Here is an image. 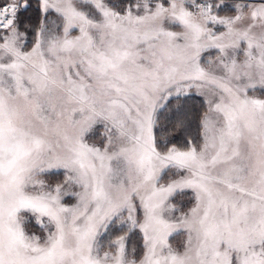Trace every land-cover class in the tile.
<instances>
[{"label": "snow or ice", "instance_id": "1", "mask_svg": "<svg viewBox=\"0 0 264 264\" xmlns=\"http://www.w3.org/2000/svg\"><path fill=\"white\" fill-rule=\"evenodd\" d=\"M0 264H264V0H0Z\"/></svg>", "mask_w": 264, "mask_h": 264}]
</instances>
